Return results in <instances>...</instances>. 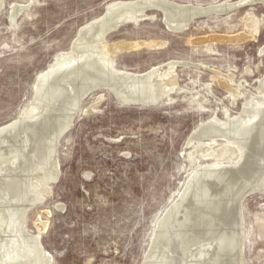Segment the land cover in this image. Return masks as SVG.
Returning a JSON list of instances; mask_svg holds the SVG:
<instances>
[{"label":"rangeland","instance_id":"rangeland-1","mask_svg":"<svg viewBox=\"0 0 264 264\" xmlns=\"http://www.w3.org/2000/svg\"><path fill=\"white\" fill-rule=\"evenodd\" d=\"M112 1L3 0L0 126L22 115L34 99L38 75L60 52H69L79 30L101 17ZM174 1L207 5L225 0ZM12 4L23 6L14 20ZM248 10L262 19L258 36L245 42L224 39L244 30ZM146 12L155 18L127 23L105 41L155 42L118 52V68L142 73L176 62L179 87L171 93L172 100L153 105L121 103L107 88L82 102L59 142L60 175L52 182L51 195L27 216L32 233L38 232V218L47 222L41 240L53 256L52 264H143L160 215L194 169L213 162L199 158L189 166L190 135L214 112L221 118L225 112L236 115L264 76V3L202 16L179 32L165 24L161 9ZM230 73L233 83L246 86L235 105L218 83ZM209 141L215 146L230 143ZM243 206L247 263L264 264V192L248 197Z\"/></svg>","mask_w":264,"mask_h":264},{"label":"bare ground","instance_id":"bare-ground-1","mask_svg":"<svg viewBox=\"0 0 264 264\" xmlns=\"http://www.w3.org/2000/svg\"><path fill=\"white\" fill-rule=\"evenodd\" d=\"M256 2L264 0H225L207 5L115 0L101 17L79 30L71 50L60 52L50 68L38 75L34 99L22 115L0 126V264H52L53 256L41 240L47 222L38 218V232L32 233L27 216L51 195L52 182L60 175L59 141L88 93L103 86L121 103L147 105L172 100L171 93L179 87L176 62L168 61L164 70L158 65L142 73L118 68V52L156 44L134 41L110 45L105 39L114 21L154 19L146 9L158 8L165 24L179 32L188 30L202 16L231 12ZM2 4L0 0V7ZM22 8L12 6V20ZM243 20L244 30L224 39H255L262 19L248 10ZM260 53L264 54V47ZM228 78H219L218 83L228 90L235 105L244 97L246 86L233 83V73ZM254 91L236 115L225 112L221 118L214 112L190 135L189 166L199 158L213 162L194 169L179 195L160 215L143 264H248L243 200L249 191L264 192V76ZM218 139L230 143L215 146L209 141Z\"/></svg>","mask_w":264,"mask_h":264},{"label":"water","instance_id":"water-1","mask_svg":"<svg viewBox=\"0 0 264 264\" xmlns=\"http://www.w3.org/2000/svg\"><path fill=\"white\" fill-rule=\"evenodd\" d=\"M150 8H147L146 9V11L147 10H149ZM146 19V18H145ZM131 22H134V20H129V19H127V18H124V19H122L121 21H114V23L112 24V26L109 28V30L107 31V33H106V36H108V35H110L111 33H113V32H116L118 29H120L122 26H124L125 24H127V23H131ZM100 88H107V87H103V86H101V87H97V88H95V89H93V91H91L90 93H88L83 99H82V101L80 102V104H82V102L88 97V96H90V94L92 93V92H94V91H96V90H98V89H100ZM107 89H109V88H107ZM110 90V89H109ZM140 105V104H139ZM147 105H153V104H147ZM76 115H77V113L74 115V118H73V121H74V119L76 118ZM73 121H72V123H73ZM72 123H71V125H72ZM71 125L70 126H68L67 128H66V130H65V132H64V134L70 129V127H71ZM64 136V135H63ZM62 138V137H61ZM61 140V139H60ZM60 142V141H59ZM257 192L255 191V192H251V191H249L248 193H246V196L244 197V200L245 199H247L248 197H250V196H252V195H255ZM244 200H243V202H244ZM156 227V226H155ZM153 240V235H152V238H151V241ZM146 255H147V253H146ZM146 257V256H145Z\"/></svg>","mask_w":264,"mask_h":264}]
</instances>
